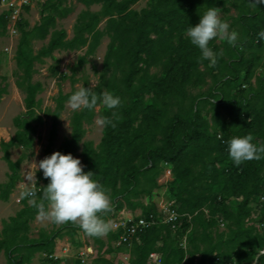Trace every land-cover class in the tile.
Instances as JSON below:
<instances>
[{
	"label": "trees",
	"instance_id": "1",
	"mask_svg": "<svg viewBox=\"0 0 264 264\" xmlns=\"http://www.w3.org/2000/svg\"><path fill=\"white\" fill-rule=\"evenodd\" d=\"M140 1L77 0L88 9L79 15L72 39L66 30L56 29L57 18L72 12L68 7L61 9L67 0H48L40 24L33 29H23L18 22L16 84L25 95L26 113L14 120L17 131L11 140L0 144L10 170L9 181L0 186V200L8 201L21 180V164L33 149L34 123L43 122L41 113L52 121L45 153L46 157L53 154L61 116L73 94L60 92L55 108L42 112L38 96L43 86L34 82L36 63L57 51L87 48L79 58L83 63L102 38L108 37L99 82L94 88L85 87L98 96L97 106L73 112L71 137L57 151L73 156L81 151L84 171L94 172V179L109 196L110 210L100 214L108 224L124 210H141L140 216L148 219L152 215L157 220L164 218L155 199L157 191L165 187L164 197L180 217L138 234L130 249L131 264H157L151 260L152 254L159 255L161 264H252L264 253V233L256 227L264 223V154L259 160L236 166L227 142L251 134L253 143L264 146V40L258 38L264 29V5L253 0H149L137 11L134 6ZM93 5H101V10L92 12ZM209 7L219 8L222 20L231 21L230 31L238 33L236 46L224 39L220 44L217 38L209 42L216 60L212 66L186 38V29L197 25ZM8 25L6 12L0 15V38L6 36ZM48 38V44L35 54L33 42ZM193 89L200 91L193 93ZM102 92L119 96L121 105L107 109L99 99ZM6 93L7 87L0 86V101ZM98 115L112 123L104 124L96 147L83 140L85 127ZM13 148L25 150L16 162L11 159ZM166 164L173 179L160 185ZM38 180L43 185L35 190V199L47 207L43 188L49 179L39 171ZM22 205L15 217L3 221L0 255L4 254L7 264H31L37 254L44 255L46 262L57 263L52 256L63 232L86 234L78 224L68 222L33 238L31 223L38 209L26 197ZM121 234L122 230L114 231L110 225L106 241L86 234L98 245L90 264H117L126 251V247L114 246ZM76 264L85 263L78 258ZM257 264H264V254Z\"/></svg>",
	"mask_w": 264,
	"mask_h": 264
},
{
	"label": "rangeland",
	"instance_id": "2",
	"mask_svg": "<svg viewBox=\"0 0 264 264\" xmlns=\"http://www.w3.org/2000/svg\"><path fill=\"white\" fill-rule=\"evenodd\" d=\"M20 1V0H17ZM48 0H30L28 5V10L25 7L22 10L20 25L21 28L33 29L36 25L40 24L42 14L44 13V6ZM149 0H142L134 9L140 11L144 9ZM57 2V0H53ZM68 7L72 9V12L64 17L57 18V30L64 29L68 33V39H72L74 36V26L79 18V15L87 10L88 8L77 2V0H67V2L62 6L61 9ZM92 12H98L101 10V5H93L89 8ZM7 12V8L0 9V15ZM49 13V11H47ZM234 14V13H233ZM221 19L223 15L220 14ZM106 22V21H105ZM103 22L100 25V29L104 28ZM229 25L231 21L225 20ZM21 38V32L19 29V24L8 25V30L6 36L0 38V86L7 87V93L3 95L0 101V128L6 131V136L0 139V144L2 141L9 142L11 138L15 135L17 128L14 125V120L23 116L26 113V108L24 104L25 95L17 87V76L18 73L17 64L15 60L17 47ZM221 39L217 38V43L220 44ZM49 42V38L45 41L36 40L33 42V48L35 54L46 46ZM110 39L104 37L101 40L100 46L96 49L95 53L88 56L86 61L80 63L79 58L83 57L87 51V48L77 52L71 51H57L54 53L53 57L44 59L43 62H37L34 74V82H40L43 86V91L39 94L38 99L41 100L42 112L47 109H54L56 106L55 98L58 97L59 93L64 94L74 93L83 87L94 88L100 79L101 73L104 68V58L107 52L108 44ZM155 71V70H153ZM65 76V78H64ZM207 88L204 89L206 91ZM200 90L193 89V93H198ZM101 107L97 108V112L100 111ZM73 110L66 104V110L63 112L60 120V125L58 128V135L54 141L52 147V152L55 153L62 143L71 137L72 128L70 125V119L73 114ZM43 118V122H36L34 126L36 127L37 133L35 135L34 146L31 151L26 153L29 157L23 161L20 168L21 180L17 184L16 188L12 191L9 200H0V235L3 230V221L9 220L11 217H15L16 214L23 208L22 199L25 197L23 193L27 190H37L43 185L42 182L38 180V172L32 162H38L46 157V150L49 145V137L52 129L51 119L40 114ZM102 118L98 115L94 119L92 125H87L85 128L87 130L86 136L83 142H92L97 147L103 137L104 124L99 121ZM11 159L16 162L24 154L25 150L22 148H13L10 151ZM4 152L0 145V186L9 181L10 170L8 164L3 159ZM74 157L79 158L83 165V158L81 157V151ZM32 166L33 183L28 184L25 182V171L28 167ZM37 171V173H36ZM36 175V177H35ZM171 178L163 175L159 179L161 185H165L167 181ZM155 201L158 207L161 208L163 203L169 202L165 199L164 195L166 193L165 187L160 191H157ZM146 200H144L145 202ZM141 215V210H137L135 213H131L124 210L123 213L116 215L114 218L109 220V225L113 223L114 219L128 218V217H138ZM63 224L57 225L53 223L50 219H35L31 223V237L38 238L41 231H46L51 233L54 230L59 229ZM223 229V228H221ZM72 234V235H71ZM69 233V231H64L62 238L57 240V248L55 251L57 263L54 264H76V260L82 256L89 259L90 264L95 258V252L98 247L94 243V240L89 236L84 234L82 231H76L75 233ZM104 241L107 240L106 234L102 236ZM66 256H63V254ZM112 256L111 259H114ZM44 255L37 254L31 264H52L46 262ZM120 255L118 257V261ZM118 263V262H117ZM0 264H7L6 258L2 253L0 255Z\"/></svg>",
	"mask_w": 264,
	"mask_h": 264
},
{
	"label": "clouds",
	"instance_id": "3",
	"mask_svg": "<svg viewBox=\"0 0 264 264\" xmlns=\"http://www.w3.org/2000/svg\"><path fill=\"white\" fill-rule=\"evenodd\" d=\"M257 5H264V0H253ZM186 38L193 46L201 51V59L209 60L210 66L216 63L213 50L209 42L215 38L224 39L231 46H236L238 33L230 31V25L223 21L220 9L209 7L195 26L186 29ZM258 38L264 40V29L258 33ZM100 102L109 110L117 109L121 105V98L108 92L100 93ZM98 96L90 88H80L68 99V106L73 111L80 109L93 110L97 106ZM115 115V112L113 113ZM101 124H111L108 118H102ZM114 126V125H113ZM220 138V137H218ZM251 134L234 136L228 142V154L236 166L245 161L261 159L264 146L253 143ZM37 171L49 179L44 187L43 198L48 206L37 204L36 191L27 190L23 195L28 198L30 205L38 209L37 219H50L60 225L68 222L78 224L90 236H103L109 229V224L100 215L110 210V199L106 190L94 179L95 173L85 172L79 158L71 153L63 154L59 151L40 160L38 164L32 162ZM36 171V173H37ZM25 182L33 183L32 166L25 171ZM36 177V175H35Z\"/></svg>",
	"mask_w": 264,
	"mask_h": 264
},
{
	"label": "built area",
	"instance_id": "4",
	"mask_svg": "<svg viewBox=\"0 0 264 264\" xmlns=\"http://www.w3.org/2000/svg\"><path fill=\"white\" fill-rule=\"evenodd\" d=\"M30 4V0H1L0 1V9L1 8H7V12H9V23L10 24H14L17 25L18 22L20 21L21 18V12L23 10V8L25 6H28ZM165 176H167L168 178H171V180L173 179L172 177V169L170 167H168V165L166 164V168L164 170V174ZM162 175V176H163ZM170 180V181H171ZM170 181H167L166 184H168ZM160 184V183H159ZM165 184V185H166ZM161 185V184H160ZM263 190H264V185H263ZM264 202V194L262 196L261 199ZM163 206L161 208H159L160 212L162 215H164V218H158L155 219V217L152 215L149 219L143 216H136V217H128V218H117L113 220V223L110 225L111 228L114 231H118V230H122V234L119 238L118 241L115 242L114 246L115 247H126V251L120 255V259L118 261L117 264H131V255H130V249L131 246L133 244L134 239L137 237L138 234L142 233L143 231H145L146 229H148L149 227L157 224V223H174L178 220V218L180 217L179 214L172 210L170 207V203L166 202L162 204ZM123 213V212H122ZM121 214V213H119ZM256 217V215L254 216V218ZM221 228H225V224L223 222H221L220 224ZM256 227L258 228V230L262 233H264V223H257ZM186 244H187V238L185 237L182 243V247L186 248ZM264 253L258 254L255 261L252 264H257L258 263V259L260 257V255H262ZM63 256L67 255L64 253ZM52 258H54L55 260L59 259L58 256L54 255L52 256ZM151 260L154 263L157 264H161L160 261V257L158 254H152L150 256ZM80 260H82L83 263L88 264L89 263V259H85L83 256L81 258H79ZM228 264H234V263H228Z\"/></svg>",
	"mask_w": 264,
	"mask_h": 264
},
{
	"label": "bare ground",
	"instance_id": "5",
	"mask_svg": "<svg viewBox=\"0 0 264 264\" xmlns=\"http://www.w3.org/2000/svg\"><path fill=\"white\" fill-rule=\"evenodd\" d=\"M4 136H6V131L0 128V139H2Z\"/></svg>",
	"mask_w": 264,
	"mask_h": 264
}]
</instances>
